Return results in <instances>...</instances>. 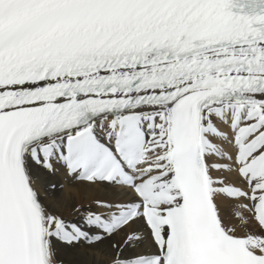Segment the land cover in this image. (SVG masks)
Returning <instances> with one entry per match:
<instances>
[{
    "label": "snow or ice",
    "instance_id": "6c2138e0",
    "mask_svg": "<svg viewBox=\"0 0 264 264\" xmlns=\"http://www.w3.org/2000/svg\"><path fill=\"white\" fill-rule=\"evenodd\" d=\"M0 264H264V0H0Z\"/></svg>",
    "mask_w": 264,
    "mask_h": 264
},
{
    "label": "bare ground",
    "instance_id": "6f19581e",
    "mask_svg": "<svg viewBox=\"0 0 264 264\" xmlns=\"http://www.w3.org/2000/svg\"><path fill=\"white\" fill-rule=\"evenodd\" d=\"M65 194L69 197L75 196L77 198H80L82 196V193L77 190L74 186L65 184Z\"/></svg>",
    "mask_w": 264,
    "mask_h": 264
}]
</instances>
